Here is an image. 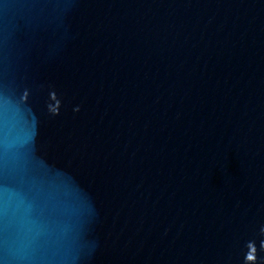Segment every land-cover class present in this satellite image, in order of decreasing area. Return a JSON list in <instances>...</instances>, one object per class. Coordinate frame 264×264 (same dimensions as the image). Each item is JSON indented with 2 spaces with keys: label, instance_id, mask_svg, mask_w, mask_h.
I'll return each instance as SVG.
<instances>
[{
  "label": "water",
  "instance_id": "95a60500",
  "mask_svg": "<svg viewBox=\"0 0 264 264\" xmlns=\"http://www.w3.org/2000/svg\"><path fill=\"white\" fill-rule=\"evenodd\" d=\"M0 261L264 264V0H0Z\"/></svg>",
  "mask_w": 264,
  "mask_h": 264
},
{
  "label": "snow or ice",
  "instance_id": "6c2138e0",
  "mask_svg": "<svg viewBox=\"0 0 264 264\" xmlns=\"http://www.w3.org/2000/svg\"><path fill=\"white\" fill-rule=\"evenodd\" d=\"M0 264H4V262L3 261H0Z\"/></svg>",
  "mask_w": 264,
  "mask_h": 264
}]
</instances>
